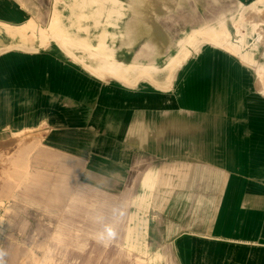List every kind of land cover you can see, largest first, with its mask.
Returning a JSON list of instances; mask_svg holds the SVG:
<instances>
[{
	"label": "crops",
	"instance_id": "1",
	"mask_svg": "<svg viewBox=\"0 0 264 264\" xmlns=\"http://www.w3.org/2000/svg\"><path fill=\"white\" fill-rule=\"evenodd\" d=\"M56 1L72 11L52 16ZM234 1L238 13L257 2ZM180 2L0 0V138L31 131L40 147L73 162L88 186L144 196L151 258L264 264V80L241 58L264 65V49L237 54L194 42L171 67L184 38L170 48L163 20ZM173 12L184 17L178 6ZM234 17L223 10L204 27ZM54 18L56 37L41 43L38 26ZM29 20L38 29L28 38L4 31Z\"/></svg>",
	"mask_w": 264,
	"mask_h": 264
},
{
	"label": "rangeland",
	"instance_id": "2",
	"mask_svg": "<svg viewBox=\"0 0 264 264\" xmlns=\"http://www.w3.org/2000/svg\"><path fill=\"white\" fill-rule=\"evenodd\" d=\"M124 5L126 18L118 21L121 29L128 26L131 4ZM171 5L174 10L163 20L168 22L170 48L175 49V41L192 29L204 27L220 11L228 10L235 17L226 19L230 35H223L221 43L242 36V49H264V1L248 4L240 14L234 0H184ZM176 6L184 10V17L174 16ZM71 9L70 3L56 1L52 16ZM74 19H68L69 23L87 20ZM61 22L60 27L64 26ZM3 28L20 38L38 29L35 24ZM55 31V27L39 30L40 42L56 37ZM199 37L189 44L199 42ZM257 79L262 84L264 70ZM75 167L59 152L40 147L31 131L0 138V264H171L148 253L143 229L148 214L145 197L105 194L80 181Z\"/></svg>",
	"mask_w": 264,
	"mask_h": 264
},
{
	"label": "bare ground",
	"instance_id": "3",
	"mask_svg": "<svg viewBox=\"0 0 264 264\" xmlns=\"http://www.w3.org/2000/svg\"><path fill=\"white\" fill-rule=\"evenodd\" d=\"M257 1H259V0H257ZM261 1H264V0H261ZM255 3L256 2L251 3V4H255ZM55 22H56V19L54 18V19L51 20V22L48 25L43 26V27L42 26L41 27L38 26V28L41 31H46L48 28H51L52 29L55 26ZM27 24L31 27V26H33L34 23H33L32 20H29L27 22ZM27 24H25L24 26H26ZM3 26L8 27V28L12 27V26L7 25V24H3ZM199 33H204L205 35L203 34L204 36H202V34H199ZM240 33H241V35L243 34L242 32H240ZM225 34L230 35L229 34V29L223 23H221L220 25L215 26V27H204V28H200V29H196V30L192 31L186 38H184L182 41H180L178 53H177L176 57L174 58V60L172 61L171 67H174V65L178 64L179 62L181 63L183 60H185L188 57L189 53H188V51H186L184 49L185 48V45L186 44H189L190 43V40L192 38H194V37H197V35L200 36L198 38L199 39V42H197V43L195 42L194 49H198L199 48V45L202 44V43H209L210 45L213 44V45H217V46L218 45L219 46L226 45L227 48H230L233 52H236L238 54V48L241 47L239 44L243 43L242 42V36H240L239 38H235V39H227L224 43H221L220 39ZM105 37H106V34L104 32L102 33V35L99 36V44L97 46L98 48H102L103 45L101 43H103V39ZM96 53L101 54L104 57V59H106L105 60V65L103 67L104 70H106V71L107 70L112 71L113 67L111 65L113 63L107 61L106 52L105 51H101V52L98 51V52H95V54ZM241 58L245 62H247L248 64H250V65L255 66L254 64H256V63H254L253 58L249 54H247V53L241 54ZM108 64H110V66ZM254 68H255V70H256V72L258 74V73H260V72H262L264 70V65H257ZM262 92L264 93V91H262ZM146 184H148V183L146 182Z\"/></svg>",
	"mask_w": 264,
	"mask_h": 264
},
{
	"label": "clouds",
	"instance_id": "4",
	"mask_svg": "<svg viewBox=\"0 0 264 264\" xmlns=\"http://www.w3.org/2000/svg\"><path fill=\"white\" fill-rule=\"evenodd\" d=\"M107 231L109 232V234L114 235V232L112 231L111 228L107 229ZM0 255H2V254H0Z\"/></svg>",
	"mask_w": 264,
	"mask_h": 264
}]
</instances>
